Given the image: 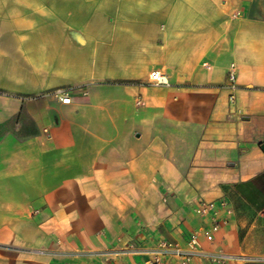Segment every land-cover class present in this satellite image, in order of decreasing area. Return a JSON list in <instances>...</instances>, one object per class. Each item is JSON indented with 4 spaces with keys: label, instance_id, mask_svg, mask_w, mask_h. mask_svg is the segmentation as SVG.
I'll return each instance as SVG.
<instances>
[{
    "label": "crops",
    "instance_id": "crops-1",
    "mask_svg": "<svg viewBox=\"0 0 264 264\" xmlns=\"http://www.w3.org/2000/svg\"><path fill=\"white\" fill-rule=\"evenodd\" d=\"M200 202L226 203L210 241ZM162 239L264 264V0H0V264Z\"/></svg>",
    "mask_w": 264,
    "mask_h": 264
},
{
    "label": "built area",
    "instance_id": "built-area-1",
    "mask_svg": "<svg viewBox=\"0 0 264 264\" xmlns=\"http://www.w3.org/2000/svg\"><path fill=\"white\" fill-rule=\"evenodd\" d=\"M230 80L231 87H236V74L234 71H230ZM151 79L158 84H167L168 80L163 73L159 70H154L151 72ZM57 93L60 94V98L63 103L69 104L71 102V96L66 93L65 90L59 89ZM226 205L225 202L214 203V202H200L199 206L196 208L197 213L204 217L207 221L204 226L203 234L207 240H212L216 231L220 228L219 223V208L224 207ZM157 247L154 250L153 256L145 261V264H191L190 255H184L181 260H177L176 256L181 251L178 249L176 244L169 242L167 240H159L156 243ZM189 245L191 249L198 246V234L195 233L192 235L191 240L189 241ZM113 255H118L115 253H107L103 255L101 258L105 259L104 264H108V258ZM118 264V263H113ZM209 264H224L223 260L220 258H212L210 259Z\"/></svg>",
    "mask_w": 264,
    "mask_h": 264
}]
</instances>
